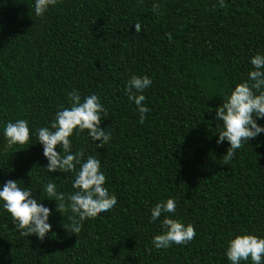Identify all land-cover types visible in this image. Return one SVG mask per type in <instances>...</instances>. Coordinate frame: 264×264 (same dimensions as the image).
I'll list each match as a JSON object with an SVG mask.
<instances>
[{
  "label": "trees",
  "instance_id": "trees-1",
  "mask_svg": "<svg viewBox=\"0 0 264 264\" xmlns=\"http://www.w3.org/2000/svg\"><path fill=\"white\" fill-rule=\"evenodd\" d=\"M33 4L0 0V129L17 119L32 130L46 126L61 105L70 107L73 88L98 95L108 143L97 148L86 131L70 139L74 152L99 154L118 202L79 234L68 229V213L50 216L42 242L20 236L0 210V264H230L224 250L234 235L264 237V133L226 162L230 145L217 144L213 120L247 78L249 57L264 53V0H226L225 8L217 0H59L43 17ZM133 74L153 81L143 122L124 94ZM46 165L40 145L8 147L0 130V183L17 180L38 199L47 198L40 185L49 180L74 191L73 173ZM170 197L174 216L197 235L187 246L155 249L160 221L149 222V209Z\"/></svg>",
  "mask_w": 264,
  "mask_h": 264
},
{
  "label": "clouds",
  "instance_id": "clouds-1",
  "mask_svg": "<svg viewBox=\"0 0 264 264\" xmlns=\"http://www.w3.org/2000/svg\"><path fill=\"white\" fill-rule=\"evenodd\" d=\"M58 2L59 0H34L35 16L43 17ZM217 3L220 8L227 7L226 0H217ZM153 11L158 13V7L154 6ZM132 26L136 31L142 30L139 19ZM165 35L171 42L172 34ZM249 63L251 69L247 78L236 84L214 110L213 120L216 122L218 137L216 142L219 145L227 141L230 145L223 156L226 162L235 157L238 149L264 133V125L258 123L259 120H264V53L257 52L250 56ZM152 83V78L148 75L133 74L124 84V94L135 105L140 122L150 112L144 103V93ZM67 99L70 107L61 105L46 126L32 130L28 120L17 119L15 122L3 123L0 129L8 147L40 145L47 160V165L43 168L48 173L74 174V191L67 195L58 191L57 184L51 180L42 182L40 190L46 195V199H38L33 195L31 187H25V184L22 185L17 180L8 179L0 183V210L10 214L11 222L20 236H35L41 242L52 232L50 216L68 213V229L73 234H79L86 220L111 211L118 202L116 194L110 193L105 187L106 176L101 168L99 154H86L82 149L74 152L73 141L70 139L74 132L79 135L86 131L87 137L96 147L102 148L111 135L106 126L101 127L107 116V109L98 95L93 93L82 97L75 88L67 93ZM44 200L54 201L55 208L45 206ZM176 208V200L170 197L157 201L149 209V222L160 221L159 234L151 238L155 249H167L173 245L187 246L197 235L193 224H186L174 216ZM224 256L230 264H264V237L247 232L234 235L226 243Z\"/></svg>",
  "mask_w": 264,
  "mask_h": 264
}]
</instances>
